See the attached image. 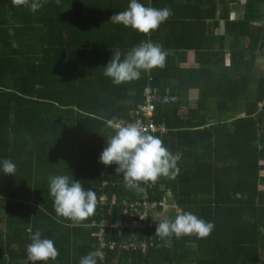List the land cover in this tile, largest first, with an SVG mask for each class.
<instances>
[{
    "label": "trees",
    "instance_id": "obj_1",
    "mask_svg": "<svg viewBox=\"0 0 264 264\" xmlns=\"http://www.w3.org/2000/svg\"><path fill=\"white\" fill-rule=\"evenodd\" d=\"M139 2L168 7L172 15L144 35L110 21L130 0H47L36 12L0 0V264H31L29 224L59 249L48 264H79L99 251L94 223L124 220L134 210L146 184L140 183L143 191L126 187L117 166L101 177L99 157L114 135L107 120H143L148 84L180 99L158 105L155 115L168 128L155 136L180 156L179 175L150 183L149 194L176 207L163 211L164 219L192 212L213 222L214 231L205 239L173 237L171 246L156 227L114 231L108 240L133 237L154 246L145 254L106 250L98 264H264V0H246L238 20L231 7L241 0ZM220 7L227 52L226 36L221 48L213 44ZM142 41L168 50L166 66L114 85L104 75L113 50L127 53ZM189 51L197 68L182 67ZM191 89L200 91L193 105ZM4 159L16 165V176L3 174ZM55 175L97 194L94 215L83 222L57 216L49 191Z\"/></svg>",
    "mask_w": 264,
    "mask_h": 264
},
{
    "label": "clouds",
    "instance_id": "obj_2",
    "mask_svg": "<svg viewBox=\"0 0 264 264\" xmlns=\"http://www.w3.org/2000/svg\"><path fill=\"white\" fill-rule=\"evenodd\" d=\"M47 0H12L14 6L26 7L36 12ZM172 15L168 7L156 8L145 6L139 0H130L128 8L114 13L110 21L114 24L129 27L141 34L149 35L157 31ZM9 35H14L10 30ZM13 41V47H18ZM168 50L151 41H142L127 53L119 49L104 67V75L114 85H122L139 80L142 73L162 69L166 66ZM114 135L108 138L106 146L100 154L99 162L105 166L115 164L116 174H122L124 184L130 189L143 191L140 183H156L161 177L175 179L179 175L178 160L180 156L173 154L158 137L150 134L141 121L127 122L113 118L106 121ZM4 175L16 176V165L9 159L2 161ZM49 191L54 199V209L59 217L83 222L94 215L97 205V194L91 189L85 190L81 181L69 175H55L49 178ZM239 197L240 194L237 193ZM102 200V197L100 198ZM214 223L199 218L192 212H180L174 219H164L157 223L155 235L171 246L172 238L196 236L208 238L214 231ZM264 231V229H262ZM30 243L26 247L27 260L31 264H48L59 256V249L52 239L42 238L39 229L33 232L31 225L27 227ZM103 258L100 251H92L80 259L79 264H98Z\"/></svg>",
    "mask_w": 264,
    "mask_h": 264
},
{
    "label": "built area",
    "instance_id": "obj_3",
    "mask_svg": "<svg viewBox=\"0 0 264 264\" xmlns=\"http://www.w3.org/2000/svg\"><path fill=\"white\" fill-rule=\"evenodd\" d=\"M150 82L152 79L149 80ZM144 104L141 107V114L143 120L142 124L147 128L148 132L152 135H165L168 133V128L165 124H160L156 121V109L158 105H169L179 102L177 95H172L170 92L165 94L160 93L148 84L144 90ZM112 166H116L113 164ZM110 166L103 165L101 171V177H104L106 170ZM105 183L104 185H106ZM152 189L153 184L146 183V189L141 197V200L136 202L134 210L128 213V217L124 220L115 222L101 221L100 223H94L92 226L97 227L96 237L98 239L99 251L103 253L106 250L116 251L122 250L127 252H142L147 253L150 247L154 246L153 241L139 240L138 238L128 237L125 240H108L107 234H112L114 231H118L122 236L124 232H144L150 231L152 228L157 227V223H160L164 219L163 211H168L170 208L166 199L158 200L153 199L149 190ZM102 204L106 202V196H102ZM163 209V210H162ZM176 209V207H174ZM169 212V211H168ZM137 264H155L149 263H137Z\"/></svg>",
    "mask_w": 264,
    "mask_h": 264
},
{
    "label": "crops",
    "instance_id": "obj_4",
    "mask_svg": "<svg viewBox=\"0 0 264 264\" xmlns=\"http://www.w3.org/2000/svg\"><path fill=\"white\" fill-rule=\"evenodd\" d=\"M246 0H241L239 4H233L231 7V19L232 20H238L241 19L244 15V4ZM222 8L220 7L217 13V20L213 22V32H214V38L213 44H215L216 48H221L222 40L221 38L226 36L225 31V23L221 19V13ZM230 46L229 37L226 36V39L224 41V51L227 52ZM229 59L227 58L225 61V66L229 65ZM199 65L196 62V53L195 51H189L187 54V60L182 63V67L185 69L188 68H197ZM200 91L198 89H191L189 92V102L190 104H194L195 101L199 98ZM212 108H214V105H212ZM186 112V110H184Z\"/></svg>",
    "mask_w": 264,
    "mask_h": 264
},
{
    "label": "rangeland",
    "instance_id": "obj_5",
    "mask_svg": "<svg viewBox=\"0 0 264 264\" xmlns=\"http://www.w3.org/2000/svg\"><path fill=\"white\" fill-rule=\"evenodd\" d=\"M192 105H193V104H192ZM169 206H170V208H169L170 211L172 210V208L174 209V207H175L174 204H172V203H169Z\"/></svg>",
    "mask_w": 264,
    "mask_h": 264
}]
</instances>
